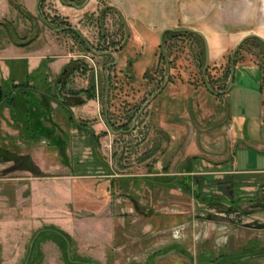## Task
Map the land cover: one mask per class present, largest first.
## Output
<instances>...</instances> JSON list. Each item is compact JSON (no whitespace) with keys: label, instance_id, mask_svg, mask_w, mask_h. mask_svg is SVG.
Here are the masks:
<instances>
[{"label":"rangeland","instance_id":"374dc122","mask_svg":"<svg viewBox=\"0 0 264 264\" xmlns=\"http://www.w3.org/2000/svg\"><path fill=\"white\" fill-rule=\"evenodd\" d=\"M37 1L0 0V86L5 92L42 64L37 91L47 105L33 108L60 135L69 166L48 141H22V114L0 108V264H23L31 236L49 225L71 237L76 255L97 264H264V174L237 172L230 156L213 158L214 149L226 146L237 169L264 166L263 152L253 147L264 123V51L242 45L232 59L235 47L203 73L192 38L161 48V26L154 32L133 27L93 0L77 10L64 9L61 0L38 6L54 25L75 28L93 52L107 48L117 59L107 66L106 57L84 53L71 34L43 23ZM230 1L180 0L187 17L175 19L180 24L172 30L213 31L216 10L230 28ZM61 56L67 62L60 70ZM76 61L78 71L58 89L70 123L53 90ZM231 61L260 68L262 123L259 71L232 69ZM229 70L230 88L210 94L205 74L224 86L216 81L224 74L227 85ZM92 79L95 96L88 99L83 91ZM126 123L130 129L121 133ZM190 156L204 161L182 167ZM187 172L189 192L182 185ZM170 177L180 184H165ZM39 252L34 264H66L51 241Z\"/></svg>","mask_w":264,"mask_h":264},{"label":"trees","instance_id":"16d2710c","mask_svg":"<svg viewBox=\"0 0 264 264\" xmlns=\"http://www.w3.org/2000/svg\"><path fill=\"white\" fill-rule=\"evenodd\" d=\"M44 0H41L40 5L43 4ZM85 0H66L65 2H70L74 3L75 5H80L83 3ZM38 17L42 18L43 21L53 29H64L65 33L71 34L74 36L75 39H78L79 44L83 48V51L85 52H90L92 47H88L87 42L81 38L75 31L69 30L68 27L69 25L65 26H56L54 25L53 21H48L46 18H44L41 13L38 14ZM192 38L196 40L197 44L200 46L199 50V57L201 60V63L204 66L205 63V42L204 39L196 35L195 33L191 32L190 30H173V31H166L163 34V42L162 45H165V42L168 40H174V39H179V38ZM247 44L252 45L255 48H260L264 51V42L257 38V37H251L247 39L242 45L245 46ZM161 45V48L163 47ZM239 48L241 50V48ZM163 51V49H162ZM104 52H107V48H103L100 51V54H102L103 57H106L108 61L111 63L113 60L110 59V57L106 56ZM79 61H76L75 63L69 64L68 67H65L63 70H65L64 75L61 74L60 77H68V75L71 72H76L78 71V65ZM234 63V62H233ZM42 64L39 65V67L31 72L30 74H27L24 76L23 82H20L18 85H10L7 87L5 92L2 93L1 100H0V108L2 107H8L11 111V113L15 114L16 112H19L22 114V119H23V132L21 134V140L28 143L29 145L34 143V142H40L42 140L48 141V144L50 146H54L58 149V157L59 161L65 165L69 166V160L66 157V154L64 152V145H63V140L60 138V135L57 134V131L53 130V128H49L46 123H44L41 120V116L45 115V113L39 114L37 113L33 105H38V106H43L44 103L46 104L47 99L43 98L42 100H46L45 102L40 100L38 98V95L40 92L37 91L38 88V80H36V77L38 73L40 72V68ZM109 65V64H107ZM84 68L82 71L83 73L86 70L85 66H82ZM231 70V69H230ZM229 70L228 73V78L230 77L231 71ZM15 73V72H14ZM12 73L13 76L16 77V73ZM11 74V73H10ZM63 79V81H64ZM224 81V83H223ZM32 82V83H31ZM217 83L221 82L224 84V86H218L215 82L211 81L208 79L207 74H205L203 78V83L205 85V88L207 91L214 95L213 93H218L221 94V91H225L228 88L229 83L226 85L225 84V76L224 74L222 75V78L219 81H216ZM31 83V85H29ZM217 85V86H216ZM262 85V84H261ZM37 86V87H36ZM82 92V91H81ZM220 92V93H219ZM259 92L262 96V87L260 86ZM53 98L57 101L58 105L60 106V111L65 113L67 116V119L70 123H73V117L71 115V112L69 109H65L66 100L64 98H61L59 95L56 96L55 94V88L53 90ZM83 93L86 94V97L88 99L94 98L95 92H94V81L93 79L90 82V86L83 91ZM72 94V93H71ZM77 94V93H75ZM217 96V95H215ZM39 99V100H38ZM17 103L19 105H17ZM47 105V104H46ZM262 105H263V98H262ZM16 111V112H15ZM125 128V131L121 132V129H117L116 131L124 133L127 132L130 127H128V124L126 123L125 125H122ZM75 128H78V125L75 124ZM79 129V128H78ZM109 129L113 130L112 127L109 125ZM232 160V158H230ZM204 161L199 156H190L185 159V161L182 163V167H189L193 164H198L199 162ZM207 162V161H206ZM222 164V163H221ZM183 178L185 182L182 185H187V191L189 192L191 189L189 188V184L191 182V177L189 176V172L186 173V175H183ZM176 177H170L168 179H165V184L170 185V186H178L180 184L177 182ZM46 241H51L55 243L58 246V249L61 253V258L64 260L66 264H97L94 261H92L89 258L86 257H80L75 254L74 251V242L71 239V237L60 230L59 228L49 225V226H44L42 229L37 230L30 238L26 257L24 258L23 264H34L35 259L40 258L41 254L39 252V246L46 242ZM264 250V248H263Z\"/></svg>","mask_w":264,"mask_h":264},{"label":"crops","instance_id":"0c3cea01","mask_svg":"<svg viewBox=\"0 0 264 264\" xmlns=\"http://www.w3.org/2000/svg\"><path fill=\"white\" fill-rule=\"evenodd\" d=\"M97 2H102L109 8V11L116 12L122 18L128 19L129 23L134 27L133 22L136 25H141L142 28H145L147 32H154L159 29L161 26V32L164 29H172L174 25L180 24L179 21L175 20L180 17H187L184 12L180 10V0H93ZM38 2V1H37ZM36 2V3H37ZM92 0L89 1L84 7L87 8ZM65 5V4H64ZM36 6V4H35ZM83 7V8H84ZM64 9L72 10V7L67 5L64 6ZM77 10V8H76ZM221 12V13H220ZM230 17V28H225L223 25V13L221 11L215 12V18H218V23H215V29L207 30L204 27L198 28V30L204 35L206 44L208 46L209 52V61L213 62L216 65L222 64L224 62V56L227 51L235 49L240 40L247 35H254L259 37L264 41V0H231L230 1V12L227 15ZM160 19H166L161 21ZM170 19V23L169 20ZM206 19V17H205ZM66 56H61L60 58V70L66 64ZM29 60V58H28ZM28 64L32 66L31 61ZM234 67H237L238 70H254L257 69L260 74V85L261 86V71L260 68L253 62H236ZM34 68V67H33ZM253 68V69H250ZM233 69V68H232ZM233 72V70H232ZM257 72V71H256ZM228 91V90H227ZM261 96V94H260ZM261 123L263 121V105H262V96H261ZM229 127V125H228ZM262 128V127H261ZM229 133L231 132V127L228 128ZM229 146H234L236 141L235 136L230 133ZM261 137L260 143L253 146L256 151L263 152L264 155V141ZM241 148L246 149L244 146ZM216 153L213 158H218V160H224V156H230L233 162V168L237 172H248V173H263L264 166L262 168H254L249 170H240L237 169L236 159L233 158V152L230 154V151L227 152L226 146L222 150L214 149ZM207 157H210L211 154H207ZM208 159V158H207ZM205 161H208V160Z\"/></svg>","mask_w":264,"mask_h":264},{"label":"water","instance_id":"95a60500","mask_svg":"<svg viewBox=\"0 0 264 264\" xmlns=\"http://www.w3.org/2000/svg\"><path fill=\"white\" fill-rule=\"evenodd\" d=\"M62 3H64L65 5L67 6H71V7H74V8H77V9H81L83 8L85 5H87L89 3L90 0H85L83 4L81 5H75L74 3H70V2H64L63 0H61ZM40 0H38V2L36 3V6H35V12L38 14V11H37V7H38V4H39ZM72 30H74V28H71ZM166 31H173L172 29H164L161 33H160V37H159V43L161 45L162 43V38H163V34L166 32ZM193 33H195L196 35H199L201 36L203 39H204V42H205V63H204V67H203V73L207 70L208 68V62H209V52H208V46L206 44V40L204 38V36L202 35L201 32L199 31H191ZM251 37H257V36H254V35H247L245 37H243L240 42L238 43L236 49L233 51L232 53V59L234 58L237 50L240 48V46L249 38ZM259 38V37H257ZM260 39V38H259ZM262 40V39H261ZM263 41V40H262ZM264 42V41H263ZM113 59H114V64L116 63V57L113 56ZM233 61H231V67L233 68ZM231 81H232V73H231V76L229 78V88L231 86ZM55 94L56 96H58V88H55ZM214 95H218V93H213ZM1 95H2V90H1V86H0V99H1ZM262 139L264 141V123L262 125Z\"/></svg>","mask_w":264,"mask_h":264},{"label":"flooded vegetation","instance_id":"af4514ba","mask_svg":"<svg viewBox=\"0 0 264 264\" xmlns=\"http://www.w3.org/2000/svg\"><path fill=\"white\" fill-rule=\"evenodd\" d=\"M40 2H41V0H40ZM40 2H39V4H40ZM39 4H38V6H39ZM71 7V6H70ZM37 9H38V7H37ZM38 14H39V12H38ZM41 20H42V22L43 23H45L44 21H43V19L42 18H40ZM46 24V23H45ZM47 25V24H46ZM48 26V25H47ZM49 27V26H48ZM50 28V27H49ZM51 29H53V28H51ZM68 29L69 30H72L71 29V27H68ZM54 31H56V32H58V31H61V30H64V29H53ZM73 31H75L81 38H83L81 35H80V33L74 28V30ZM73 36V35H72ZM74 37V36H73ZM75 39V38H74ZM76 41H77V43H79L78 42V39H76ZM87 45H89L88 43H87ZM79 46L81 47V45L79 44ZM88 47H90V46H88ZM84 53H88V54H97L98 56H100L101 58L103 57L102 56V54H100V53H95V52H93V50H91L90 52H85L84 51ZM104 54H106V56H108V57H110V59L111 60H113V63L111 62V63H108L109 65L110 64H114V59H113V55H112V53L111 52H104ZM82 57V58H85V56H84V54H81V55H78V57ZM115 57V56H114ZM116 61H117V59H116ZM109 65H107V66H109ZM107 66H106V68H107ZM105 68V69H106ZM110 68L108 67L107 69H106V72L109 70ZM64 73H65V70H62L61 71V74H63L64 75ZM65 78H67V77H65ZM63 79H64V77L62 78V77H59L58 79H57V86L55 87V88H60L61 87V85H62V83H63ZM108 84H109V82H108V80H106V85L108 86ZM107 90H109L108 89V87L106 88V91ZM2 96V95H1Z\"/></svg>","mask_w":264,"mask_h":264}]
</instances>
